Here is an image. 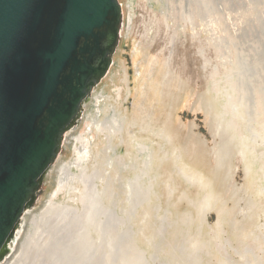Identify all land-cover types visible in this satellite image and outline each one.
<instances>
[{"label":"rangeland","instance_id":"rangeland-1","mask_svg":"<svg viewBox=\"0 0 264 264\" xmlns=\"http://www.w3.org/2000/svg\"><path fill=\"white\" fill-rule=\"evenodd\" d=\"M118 2L119 41L86 107H100L106 130L95 146L86 134L92 152L62 175V188L44 184L0 264H124L139 256L129 253L133 246L145 252L143 264H264V0ZM150 66L164 81L151 117L154 102L138 90ZM123 116L125 142L116 129ZM115 150L118 165L104 164ZM180 155L206 175V186L188 180ZM94 186L100 222L85 227ZM139 186L150 196L143 204Z\"/></svg>","mask_w":264,"mask_h":264},{"label":"water","instance_id":"water-1","mask_svg":"<svg viewBox=\"0 0 264 264\" xmlns=\"http://www.w3.org/2000/svg\"><path fill=\"white\" fill-rule=\"evenodd\" d=\"M120 18L116 0H0V258Z\"/></svg>","mask_w":264,"mask_h":264},{"label":"bare ground","instance_id":"bare-ground-1","mask_svg":"<svg viewBox=\"0 0 264 264\" xmlns=\"http://www.w3.org/2000/svg\"><path fill=\"white\" fill-rule=\"evenodd\" d=\"M116 2L120 6V3L118 2V0H116ZM115 50H116V48L113 50V53H115ZM144 50L145 49L143 47H140V45L138 46L137 51H138L139 55L140 54L144 55L145 51H146V50L145 51ZM108 55H109V53H108ZM144 59H145V57H144ZM155 69L156 68L154 66L149 67L148 79L145 78V81H143L140 84L139 89H138L141 97H143V98L150 97L154 102L153 103V105H154L153 114L149 113L150 114L149 117H151L152 115H155L158 112V108L160 107L158 100H159L161 93H162V84L164 83V81L161 77L156 78V76H155V78H153V74L155 72ZM98 79H99V76H93L89 79L88 84H87V88H86L85 93H84V96H83L81 102L79 103V105H78V107H77V109L73 115L74 116L73 119L71 121L67 122L66 125L62 126L61 131L59 133V136L57 138V148L55 149L53 156H52L51 160L49 161L48 165L46 166L45 170L35 180V184L32 185V188H30L29 195L26 199V202L24 204L23 209L21 210V212L18 216V221L16 222L15 227H17L19 225L20 219H22V220H20V225L22 224V222H24L23 219L27 213V210H28V207L31 203V200H33V199H34L33 201L36 200V198L41 193L40 191L42 190L44 184H48V183L50 184V182H52L53 180H56L57 188H62L61 185L63 184V179H64L62 175L65 172H69V171L71 172V169L73 168V166H75V165L77 166L78 162L81 159L85 160V158H83V156L85 157L84 154H86V153L88 154V153L92 152L91 147L87 146L83 143V141L85 140L84 137L86 136V134L91 136V138H88L90 145L95 146V145L99 144L101 134L106 130V124L103 120H101L100 114L97 112V109L99 110L100 107L98 105L93 104L90 109H88V110L86 109V107L90 101H96L93 98H95L94 93L96 92L97 87H98V83H97ZM101 94L103 96L105 95L106 97H108V95L105 93L104 89H102ZM101 94H98V98H100L102 96ZM139 101L142 102L141 99H139ZM143 101H145V100H143ZM144 105H145V102H144ZM89 112H90V114H89ZM81 117L85 118V121H84L85 125H84L83 129H81L80 131H77V130H75V128H77V127L74 124ZM106 118H108V116H106ZM116 120H117V122H116L117 123V125H116L117 131L123 133V136L121 137V142H123V141L125 142L123 137H125L124 132H125V127H126L125 126L126 118L123 116L122 118H120V119L117 118ZM80 126H82V125H80ZM132 127L133 126L131 125L129 127V129H131ZM85 129H86V132L83 133V131ZM132 132H133V134H131V132L127 131V136H128V133H130L131 140L134 139V137L137 135L136 134L137 132L136 131L134 132L133 128H132ZM114 136H115V132H113L112 129L108 128L107 129V138L105 139V141L109 146H111V144L113 143L112 139L114 138ZM112 148H114V146H112ZM137 148L140 149L142 152H145V153L149 150L150 156L152 158L153 150L149 149L147 147V145H145L144 143L138 142ZM67 149H70L74 152V158H71L69 160L65 159V154H66L65 151ZM116 155H117L116 150L113 151L111 155L104 153L103 154V163L108 158L107 163H104V164H107L109 166L110 165L113 166V164L115 162H117V160H115ZM179 160L183 164L182 171L184 170V175L187 176V178L190 182H191V180H194V179H198L201 182L204 180L203 182H205L206 175L202 171L198 170L197 167H194L191 164L189 165L188 162L185 160L184 156L180 155ZM115 164L118 165V163H115ZM79 165H81V164H79ZM136 166H134V167H136ZM126 167H127L126 164L123 166H120V171H124V169ZM186 168H190V171H187ZM58 172H60V173H58ZM75 173H74V175H75ZM143 174H144V170L141 169L136 176L137 180H140V177ZM74 175L72 177L73 179L71 178V181L76 180V179H74ZM76 176H77V174H76ZM76 176H75V178H76ZM78 177H79V175H78ZM69 178L70 177H68L67 179H69ZM203 182H202V186H206V182L205 183H203ZM57 188L55 190H57ZM89 196H90L89 197V206L86 207V210H85L86 213L83 214L85 217L84 221H83L85 227H87L90 224L95 225L96 221L100 222V220L98 218L99 212L97 211L98 209L96 208L97 204L100 203V191L97 189V186L93 187L92 191L89 192ZM136 196H137V198H140V200H139L140 204H143L144 202L148 201L150 198L149 193L148 194L146 193L145 187H143V186H139V191L136 194ZM207 200H208V197H207V195H205L204 201L202 200L201 202L204 203ZM30 210H32V208H30ZM95 212H96V214H95ZM28 214H30V212H28ZM50 220H52V218H50ZM119 220L120 219L115 220L117 222L116 227H118V225L120 224ZM111 221H113V219H111ZM111 223H114V222H111ZM106 226H108V224H106ZM112 226H113V224H112ZM15 227H14V229H15ZM18 228H20V226H18ZM14 229H13V232L11 233V235L9 236V239L7 240L6 244L4 245V249H3L4 251H6V248H8L9 246H12L13 241L16 242V238L14 237V236H16V234H14ZM20 230H21V228H20ZM19 234H20V232H18V235ZM80 234H82V232H80ZM111 237H112V234L110 235V238ZM72 238H74V236H72ZM91 245L89 246V250H91V248H92ZM107 245H108V248H114V246H112L111 241H108ZM48 246H50V244H48ZM38 248H40V246H38ZM70 248H72V246H70ZM42 250H44V248H42ZM48 250H50V248H48ZM189 251H191L190 248H189ZM44 252H46V250H44ZM97 253L98 252H96V254ZM129 253H131L132 255H139V256L129 257L128 259L123 258L124 260L122 262L124 264H143V261H142L143 256L142 255L145 253L144 251L139 250V248L133 246V248L130 249ZM185 253H187V251H185ZM190 253H192V252H190ZM94 258H96V256H95V254H92V261L94 260ZM106 258L109 259V258H111V256H107ZM86 260H88V258H86ZM56 263H58V262H56Z\"/></svg>","mask_w":264,"mask_h":264}]
</instances>
